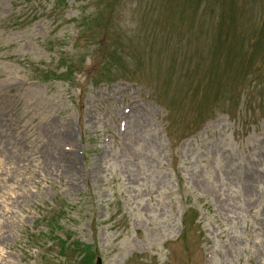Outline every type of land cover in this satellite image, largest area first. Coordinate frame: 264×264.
Listing matches in <instances>:
<instances>
[{
	"label": "rangeland",
	"instance_id": "374dc122",
	"mask_svg": "<svg viewBox=\"0 0 264 264\" xmlns=\"http://www.w3.org/2000/svg\"><path fill=\"white\" fill-rule=\"evenodd\" d=\"M69 234L264 264V0H0V264H82Z\"/></svg>",
	"mask_w": 264,
	"mask_h": 264
},
{
	"label": "trees",
	"instance_id": "16d2710c",
	"mask_svg": "<svg viewBox=\"0 0 264 264\" xmlns=\"http://www.w3.org/2000/svg\"><path fill=\"white\" fill-rule=\"evenodd\" d=\"M87 257H88V255H87V252H86L85 258L83 259L84 260V264H89L90 260Z\"/></svg>",
	"mask_w": 264,
	"mask_h": 264
},
{
	"label": "water",
	"instance_id": "95a60500",
	"mask_svg": "<svg viewBox=\"0 0 264 264\" xmlns=\"http://www.w3.org/2000/svg\"><path fill=\"white\" fill-rule=\"evenodd\" d=\"M96 264H102L101 263V258H98V260H97V263Z\"/></svg>",
	"mask_w": 264,
	"mask_h": 264
}]
</instances>
